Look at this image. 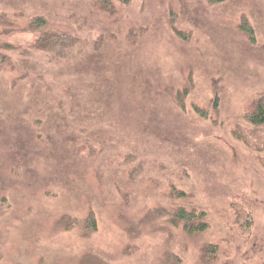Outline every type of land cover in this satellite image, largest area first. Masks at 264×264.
<instances>
[{"label":"rangeland","instance_id":"374dc122","mask_svg":"<svg viewBox=\"0 0 264 264\" xmlns=\"http://www.w3.org/2000/svg\"><path fill=\"white\" fill-rule=\"evenodd\" d=\"M116 6L109 16L88 1L0 0V14L45 16L75 40L62 58L19 63L20 81L1 75L0 264H160L165 252L204 264L207 245L214 264H264V126L245 121L264 94V0ZM33 38L0 42L25 51ZM178 206L204 211L208 231L138 225ZM90 211L88 237L54 225Z\"/></svg>","mask_w":264,"mask_h":264},{"label":"trees","instance_id":"16d2710c","mask_svg":"<svg viewBox=\"0 0 264 264\" xmlns=\"http://www.w3.org/2000/svg\"><path fill=\"white\" fill-rule=\"evenodd\" d=\"M88 1L94 8L100 12L114 16L118 11L116 3L121 6L129 5L131 0H81ZM245 31V25L241 27ZM247 30V29H246ZM18 32H25L33 35V42L29 45L28 50H21L19 47L16 48L12 43L7 41L0 42V80L2 73L11 68L16 74L15 80H21L26 76L22 74L23 67L19 66V63L25 65L30 61V57L33 53H43L45 55L62 58L66 52L73 49L75 40L67 33H60L54 31L48 19L42 15H36L28 18L24 21L23 25L19 24L16 20H12L6 14H0V35L11 37L13 34ZM246 32V31H245ZM252 38L251 33H246ZM178 37L183 36L181 33L176 31ZM14 55L17 59V63H13L11 56ZM25 70V69H24ZM23 75V76H22ZM245 121L254 127L264 126V94H262L256 101L252 103V109L245 115ZM177 197L173 194L172 198L183 199L186 197L183 192H174ZM5 204L6 199L2 198ZM237 211L236 225L245 234H249L252 227V217L249 211L241 206H235ZM146 217L138 225L148 227L156 219L165 218L166 223L172 228H180L189 237L197 236L208 231L209 224L207 221V214L202 210L195 208L187 209L184 206H178L173 210L157 209L149 211L145 214ZM57 222V223H56ZM54 225L56 229L62 231H71L79 227L83 231V237H88L92 233H95L98 229V222L96 215L90 211L83 222L77 219H70L69 216H62L57 220ZM147 225V226H146ZM59 230V231H60ZM136 230V229H135ZM129 232L133 230L128 229ZM218 247L216 245H207L203 249V261L204 264H214L217 261ZM88 264H105L101 259H96L94 256L86 255ZM160 264H180L181 259L178 256L170 252H165L162 257Z\"/></svg>","mask_w":264,"mask_h":264}]
</instances>
